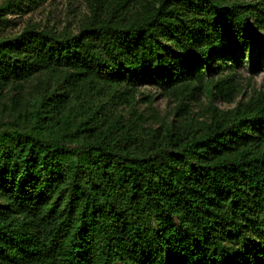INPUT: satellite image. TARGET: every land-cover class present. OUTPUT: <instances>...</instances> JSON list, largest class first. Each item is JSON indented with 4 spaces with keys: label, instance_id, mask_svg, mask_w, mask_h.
I'll use <instances>...</instances> for the list:
<instances>
[{
    "label": "trees",
    "instance_id": "16d2710c",
    "mask_svg": "<svg viewBox=\"0 0 264 264\" xmlns=\"http://www.w3.org/2000/svg\"><path fill=\"white\" fill-rule=\"evenodd\" d=\"M43 1L0 0V264H264V95L216 105L264 4L87 0L75 31L18 28ZM144 83L173 120L147 123Z\"/></svg>",
    "mask_w": 264,
    "mask_h": 264
},
{
    "label": "rangeland",
    "instance_id": "374dc122",
    "mask_svg": "<svg viewBox=\"0 0 264 264\" xmlns=\"http://www.w3.org/2000/svg\"><path fill=\"white\" fill-rule=\"evenodd\" d=\"M258 1L264 4V0ZM87 13V0H45L38 6L11 17L17 18L18 28H23L28 22H37L57 29L68 27L75 31ZM260 53L256 59L257 64L252 68V59L242 52L243 59L234 67V78L231 83L234 89L227 93V99L217 100L216 105L219 108L229 109L241 100H248L259 94L264 95V49H261ZM229 62L230 59L227 60V64ZM136 99L139 112L147 118L148 124L158 126L162 117L174 119L178 100L164 94L162 88L155 83L140 85ZM208 103L209 97L205 93H199L191 102L193 112L200 114Z\"/></svg>",
    "mask_w": 264,
    "mask_h": 264
}]
</instances>
